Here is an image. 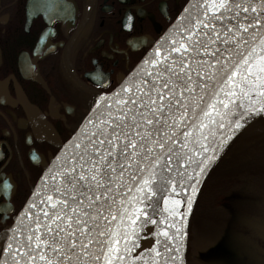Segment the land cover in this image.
<instances>
[{
	"label": "snow or ice",
	"instance_id": "obj_1",
	"mask_svg": "<svg viewBox=\"0 0 264 264\" xmlns=\"http://www.w3.org/2000/svg\"><path fill=\"white\" fill-rule=\"evenodd\" d=\"M262 29L264 0H203L197 17L167 51L157 49L155 58L145 61L154 66L144 73L150 79L114 94L126 98L114 100L107 118L94 124L83 153L66 162L59 182L52 177L38 203L28 205L36 211H26L27 225L14 230L6 247L0 246V264H129L137 221L143 216L156 223L147 211L151 203L143 201L169 183L176 191V179L168 178L175 173L183 183L181 163L191 165L209 152V137L225 128L237 99L251 101L252 92L264 98ZM233 127L240 128V121ZM215 151L197 164V176ZM191 202L190 196L189 209ZM164 204L170 216L181 215L179 199L165 197ZM160 234L172 238L166 228ZM152 253L151 264H157L161 253Z\"/></svg>",
	"mask_w": 264,
	"mask_h": 264
},
{
	"label": "flooded vegetation",
	"instance_id": "obj_2",
	"mask_svg": "<svg viewBox=\"0 0 264 264\" xmlns=\"http://www.w3.org/2000/svg\"><path fill=\"white\" fill-rule=\"evenodd\" d=\"M187 1L0 0V246L96 97L113 90Z\"/></svg>",
	"mask_w": 264,
	"mask_h": 264
},
{
	"label": "water",
	"instance_id": "obj_3",
	"mask_svg": "<svg viewBox=\"0 0 264 264\" xmlns=\"http://www.w3.org/2000/svg\"><path fill=\"white\" fill-rule=\"evenodd\" d=\"M244 2L251 4L258 3L259 0H244ZM202 3L203 0H188L182 7L179 14L176 16V18L172 21V23L164 30V32L146 51L143 57L113 88V90L109 93L98 95L96 97L90 110L85 114L74 133L63 144L60 145L57 152L51 158L42 173L39 175L24 204L18 210V213L6 237L4 247L7 246L8 237H11L13 235L15 229L27 225V216L24 215V213L26 211H36V209H29L28 205L30 203H38L42 198V193L45 186L50 187L52 185V177L56 176L57 182H59L58 173L62 171L66 162L71 163L74 157H77L83 153V147L87 145L88 138H90L95 131L94 124L96 123V121L99 119L107 118L106 114L110 107H115V99L126 98L123 96L117 97L114 94L119 93L120 89L123 87L133 86L141 78L150 79L149 77H145L144 73L146 70L152 71L154 66H152L150 63L145 64V61H150L151 59L155 58V52L157 49H160L164 52L167 51L172 41L179 38L178 32L186 28L190 20H194L197 17V13L199 12ZM249 15L251 16L252 14L249 13ZM232 22L235 23V21ZM249 23H251V20H249ZM250 32L254 33V29L250 30ZM262 32H264V29H262ZM245 39L248 41L249 45H251L252 41L250 37L246 36ZM173 55L175 57V54ZM201 58L207 59L206 57ZM250 96L251 101L247 97H241L235 101L236 106L231 109L230 114L225 121V128L217 129L216 136L209 137V152L206 153L204 157H196V163H193L191 165H184L183 162L181 163L180 172L184 173L186 169V174L182 175L183 183H180L181 177L176 176L175 173H173V175L168 178L169 180L173 178L176 179V191H171L172 185L171 183H169L165 189L157 192V206L155 213L156 223L153 227V249H157L161 253V257L157 260V264H165V261L167 262V264H187L188 225L202 184L209 171L211 170L213 164L235 134L237 129L233 127L234 123L239 120L241 124L245 117L251 115L252 112H255L252 110L253 106L256 108V111H258L260 109L258 108L260 102H264V98H261L257 93L252 95L250 93ZM241 100L243 101V103H241ZM229 121H231V123H229ZM221 139H224V143L222 146L220 145ZM213 148H215L216 150L215 158L211 160L210 163L206 165L203 172L199 176H197L196 173H200V169L199 167H197V164H199L201 160L206 159L207 156L212 155ZM189 177H191V179H189ZM128 183L131 184V181H128ZM193 185H195L196 187V191L194 194L192 188ZM190 196L192 197V202L191 208L189 209L188 199ZM165 197H168L170 201L171 199H179L181 201V204L177 208L181 215L173 217L164 210ZM119 198L120 197L117 198V204ZM146 202L147 200L143 201V204L146 205ZM142 218L143 216L140 218V220L137 221L136 238L138 235L139 227L141 226ZM172 224H175V228L171 226ZM112 227L115 228L116 225L113 224ZM165 228L168 230L169 236L172 237L171 239L160 234ZM177 231H179V235H177ZM157 241H160V243L158 244ZM130 248L131 251L128 254V262L130 260L133 245H130ZM165 248L169 249V251L165 252ZM2 256L3 254L1 253L0 258H2Z\"/></svg>",
	"mask_w": 264,
	"mask_h": 264
},
{
	"label": "trees",
	"instance_id": "obj_4",
	"mask_svg": "<svg viewBox=\"0 0 264 264\" xmlns=\"http://www.w3.org/2000/svg\"><path fill=\"white\" fill-rule=\"evenodd\" d=\"M244 121L213 164L197 196L188 230L202 237L242 234L264 215V113ZM210 205V206H209ZM259 213V214H258ZM188 241L187 261H190Z\"/></svg>",
	"mask_w": 264,
	"mask_h": 264
},
{
	"label": "rangeland",
	"instance_id": "obj_5",
	"mask_svg": "<svg viewBox=\"0 0 264 264\" xmlns=\"http://www.w3.org/2000/svg\"><path fill=\"white\" fill-rule=\"evenodd\" d=\"M252 94L254 93L252 92ZM258 108H260V105ZM261 111L264 113V110L260 108L251 114ZM251 119V115L246 118L245 121H250V123L245 124V126L248 127L251 123L256 122ZM262 130H264V127H257L254 131ZM157 195L154 196L148 212L152 220H155ZM259 218V221L255 220L250 223L252 224V229L247 230L248 232L221 237L217 240H211V238L205 236L202 237L196 228L197 226L192 225V229L188 230L190 261H187V264H264V215L259 216ZM138 237L139 235H137ZM137 238L132 248L129 264H144V261H148L151 264L153 253L151 252L148 259H144L141 251H138L139 241Z\"/></svg>",
	"mask_w": 264,
	"mask_h": 264
},
{
	"label": "bare ground",
	"instance_id": "obj_6",
	"mask_svg": "<svg viewBox=\"0 0 264 264\" xmlns=\"http://www.w3.org/2000/svg\"><path fill=\"white\" fill-rule=\"evenodd\" d=\"M255 94V92H253ZM154 191L156 189L154 188ZM154 197H151V200H147L146 205L149 203H153ZM152 205V204H151ZM150 207L147 208V211L149 212ZM149 214V213H148ZM150 216V214H149ZM152 218V217H151ZM153 223L147 222V217H143L141 220V226L139 227L137 238L139 241V249L138 251H141V253L144 256V259H148V257L151 255V252L154 247V237H153Z\"/></svg>",
	"mask_w": 264,
	"mask_h": 264
}]
</instances>
